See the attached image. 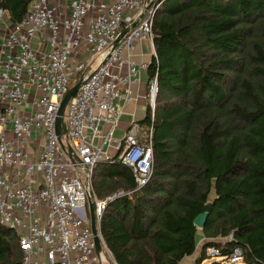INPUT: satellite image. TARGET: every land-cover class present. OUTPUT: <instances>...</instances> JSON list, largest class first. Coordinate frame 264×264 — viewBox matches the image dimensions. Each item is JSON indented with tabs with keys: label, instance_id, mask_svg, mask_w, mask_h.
Returning <instances> with one entry per match:
<instances>
[{
	"label": "trees",
	"instance_id": "obj_1",
	"mask_svg": "<svg viewBox=\"0 0 264 264\" xmlns=\"http://www.w3.org/2000/svg\"><path fill=\"white\" fill-rule=\"evenodd\" d=\"M30 0H0L10 22ZM155 78L152 172L103 208L98 231L115 264H178L198 231L220 258L242 249V264L264 263V0H162L151 23ZM98 198L132 190L130 169L97 162ZM210 207L201 229L192 220ZM228 236L230 238H228ZM205 253V254H204ZM0 264H21L14 233L0 224ZM219 264V263H216Z\"/></svg>",
	"mask_w": 264,
	"mask_h": 264
},
{
	"label": "built area",
	"instance_id": "obj_2",
	"mask_svg": "<svg viewBox=\"0 0 264 264\" xmlns=\"http://www.w3.org/2000/svg\"><path fill=\"white\" fill-rule=\"evenodd\" d=\"M161 2L30 0L17 22L0 7V224L17 238L21 264H115L106 262L100 234L101 251L94 252L88 201L98 228L106 203L151 175L152 124L130 120L114 133L138 71L148 64L133 60V47L147 39L154 54L151 23ZM77 78L63 112L62 149L56 110ZM147 91L152 119L154 77ZM65 142L76 159L67 156ZM100 161L128 167L135 187L96 197L90 177ZM206 254L220 257L213 246ZM221 260L242 264V249L233 247Z\"/></svg>",
	"mask_w": 264,
	"mask_h": 264
},
{
	"label": "crops",
	"instance_id": "obj_3",
	"mask_svg": "<svg viewBox=\"0 0 264 264\" xmlns=\"http://www.w3.org/2000/svg\"><path fill=\"white\" fill-rule=\"evenodd\" d=\"M150 56L151 49L147 39L138 41L133 47L132 58L136 63L147 62L149 61ZM137 78V82H135L131 87L132 99L123 108V113L121 115L118 128L116 129V134H120L124 128H126L130 120L139 121L143 118L146 106L145 96L147 91V77L145 69H139ZM203 240L204 238L200 235V231H198L197 243L194 252L191 255L184 257L178 264H190L194 255L197 254V247L200 246Z\"/></svg>",
	"mask_w": 264,
	"mask_h": 264
},
{
	"label": "water",
	"instance_id": "obj_4",
	"mask_svg": "<svg viewBox=\"0 0 264 264\" xmlns=\"http://www.w3.org/2000/svg\"><path fill=\"white\" fill-rule=\"evenodd\" d=\"M135 24V22H132L130 24V27H133ZM127 27L123 28L119 34L116 36V38L113 40L112 42V46H114L119 40L120 38L127 32ZM81 79L77 78L64 92L57 110H56V117H55V130H56V134L59 140V143L61 145V148L64 149V144L61 142L60 140V136L63 135L65 133V125L63 122V112H64V108L66 105L67 100L74 94L75 90L77 89L79 83H80ZM65 150L67 152V156L73 160L76 159V156L72 153V149L71 147L65 142ZM210 207V203L206 202L203 205L202 211L200 213H198L192 220L194 226L197 229H201L204 221L206 219L207 216V211ZM88 219H89V227H90V231L92 234V241H93V248H94V252L95 254H98L101 251V243H100V239H99V231L95 222V216H94V212H93V206L91 204L90 201H88ZM259 264H262L261 262H259Z\"/></svg>",
	"mask_w": 264,
	"mask_h": 264
},
{
	"label": "rangeland",
	"instance_id": "obj_5",
	"mask_svg": "<svg viewBox=\"0 0 264 264\" xmlns=\"http://www.w3.org/2000/svg\"><path fill=\"white\" fill-rule=\"evenodd\" d=\"M76 80V79H75ZM74 80V81H75ZM74 81H72L71 82V84L74 82ZM70 84V85H71ZM146 104H148V100H149V95H148V91H146ZM114 135H116V132L114 133ZM199 248H200V246H198L197 247V253H198V251H199ZM105 250V249H104ZM205 254V253H204ZM104 255H105V259L107 260L106 262H108V263H110L111 261H112V259H111V256H110V254L105 250L104 251ZM207 255V254H206ZM193 256V255H192ZM196 257V254L194 255V257L192 258V260H191V263L190 264H193L194 263V258ZM216 263H219V264H227L226 262H223L222 260H221V258L220 257H216V256H206L205 258H204V260L200 263V264H216ZM104 264H107V263H104ZM232 264H240V263H232Z\"/></svg>",
	"mask_w": 264,
	"mask_h": 264
}]
</instances>
